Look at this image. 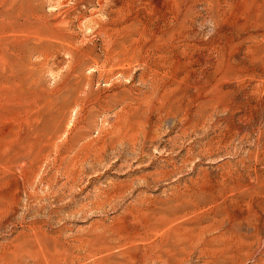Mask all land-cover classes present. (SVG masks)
<instances>
[{
	"label": "rangeland",
	"instance_id": "1",
	"mask_svg": "<svg viewBox=\"0 0 264 264\" xmlns=\"http://www.w3.org/2000/svg\"><path fill=\"white\" fill-rule=\"evenodd\" d=\"M263 6L0 0V264H264Z\"/></svg>",
	"mask_w": 264,
	"mask_h": 264
},
{
	"label": "bare ground",
	"instance_id": "2",
	"mask_svg": "<svg viewBox=\"0 0 264 264\" xmlns=\"http://www.w3.org/2000/svg\"><path fill=\"white\" fill-rule=\"evenodd\" d=\"M215 1H217V0H215ZM215 3V2H214ZM261 10H262V14L264 15V6H263V8H260ZM264 18V17H263Z\"/></svg>",
	"mask_w": 264,
	"mask_h": 264
}]
</instances>
